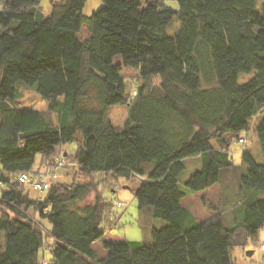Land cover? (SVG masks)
Segmentation results:
<instances>
[{
    "label": "trees",
    "instance_id": "trees-1",
    "mask_svg": "<svg viewBox=\"0 0 264 264\" xmlns=\"http://www.w3.org/2000/svg\"><path fill=\"white\" fill-rule=\"evenodd\" d=\"M5 1L0 264H234L232 248L256 242L264 226V161L243 152L240 201L231 208L230 223L223 213L199 222L182 200L220 184L224 171L239 167L228 135L254 133L264 156V2L257 11L259 0H177L174 10L164 0L145 6L141 0H102L85 15L87 0H51L47 16L41 0ZM175 16L181 26L172 35L167 28ZM126 69L140 76L130 92L122 75ZM253 71L251 79L239 82L241 74ZM21 83L48 101L55 123L21 104ZM115 105L129 107L122 127L110 119ZM73 141L75 181L54 180L44 198L32 199L16 177L26 172L34 178L37 154L49 170L56 149ZM196 156L201 167L183 188L185 160ZM147 164L151 169L134 195L141 209L152 207L166 225L154 228L151 240L104 241L108 253L99 258L93 244L107 230L102 225L109 221L110 202L100 189L108 180L87 203L98 187L90 177L145 176ZM29 208L51 224L49 250Z\"/></svg>",
    "mask_w": 264,
    "mask_h": 264
},
{
    "label": "rangeland",
    "instance_id": "rangeland-1",
    "mask_svg": "<svg viewBox=\"0 0 264 264\" xmlns=\"http://www.w3.org/2000/svg\"><path fill=\"white\" fill-rule=\"evenodd\" d=\"M3 1V0H1ZM5 1V0H4ZM3 1V2H4ZM62 1V0H61ZM169 5L174 7L178 6L176 0H168ZM264 0H259L257 3V11L262 8ZM41 9L45 15H49L52 10L51 0H41L40 3ZM102 6V0H87L83 13L85 15H91L93 12L97 11ZM1 7V5H0ZM39 7V6H38ZM40 8V7H39ZM5 9V7H4ZM257 18V17H256ZM257 22V20H255ZM181 26V21L177 16L173 19L172 23L169 25L168 31L170 33H176ZM88 31L86 26H83L80 38L85 40L88 37ZM121 59L120 56L116 57V60ZM126 82H128L127 91L130 92V89L136 85V80L139 79V74L136 70L127 69L122 73ZM255 75V71L251 73H243L239 76V82L244 83L251 79ZM154 83H158V80L155 79ZM19 90L21 92L22 98L20 99L21 104L26 108H34L45 113L48 119L55 123L57 114L49 109V103L46 99H43L41 95L37 92L34 86H29L26 84H20ZM127 92V93H128ZM129 94V93H128ZM93 95V94H92ZM91 95V96H92ZM94 96V95H93ZM129 107L127 105H115L112 106L109 114L110 119L113 124L117 127H122L125 124V121L128 117ZM243 139V140H242ZM228 144L230 146L231 155L233 161L239 165L236 169L229 171H224L222 174V182L216 184L214 187L210 188L209 191L204 193H194L188 194L184 198V205L190 206L193 210V215L196 217L197 221L202 222L209 220L211 217L217 215L218 213H223L227 223H230L232 219V207H235L240 201L239 197V187H238V176L245 167L243 164V152L245 150L252 153L254 158L257 161H264L263 153L259 147V143L256 135L253 133L248 135L241 136V138H236L233 135L227 136ZM77 148V143L75 141L68 143L66 147L61 145L56 149V154H63V152L69 150L67 153V158L65 165L60 167L65 169L68 172L67 181H57L61 184H72L76 178V167L73 164V157L75 149ZM58 155V156H59ZM58 158V157H57ZM57 160V159H56ZM39 158H37V162ZM186 169L182 172L180 176L181 186L185 188L184 182L190 178V176L201 167V159L188 158L185 160ZM42 166L46 167V164L42 162ZM53 166H56V162ZM43 168V167H41ZM51 168V167H48ZM146 174L143 176L145 179L148 176V172L151 169V165H145ZM39 172V171H38ZM34 175V179L41 178L47 180L48 172L43 176L42 173ZM35 173V172H34ZM100 173L95 175V177H90L92 182H98V187H95L93 191L86 198L87 203H92L95 201L98 193H102L103 197L110 202V214L108 215L109 221L107 219L103 222V227H105L106 234L102 239L98 240L94 244V249L97 251L99 258L106 257L108 251L104 247V241H122L124 239L128 240H151L152 231L154 228H161L166 225V221L161 218H155L152 215V207H147L141 209L138 205V200L134 195V189L142 181L138 176H133L132 178L127 177H116L112 174L97 172ZM104 178H107V182H104ZM83 180H86L83 178ZM103 181V182H102ZM100 182H102L101 189L99 187ZM100 189V192H99ZM208 190V189H207ZM39 197L44 198L46 192L37 191ZM35 196V195H33ZM232 198V200H231ZM123 203L122 206H118V202ZM1 213V212H0ZM28 216L34 221L42 226L48 240L46 249L50 248V244H53V241L50 237L49 231V222L47 219L43 218L39 212H36L34 208H29L26 212ZM264 242V226L261 228L258 240L254 242L252 239L249 240L248 246L243 248L242 246H235L231 250V256L234 261V264H264V251H260V244ZM253 250L252 255H248L247 251ZM46 256H49V252H45ZM46 257L41 259L42 263H46Z\"/></svg>",
    "mask_w": 264,
    "mask_h": 264
},
{
    "label": "built area",
    "instance_id": "built-area-1",
    "mask_svg": "<svg viewBox=\"0 0 264 264\" xmlns=\"http://www.w3.org/2000/svg\"><path fill=\"white\" fill-rule=\"evenodd\" d=\"M3 1L0 0V5H1L0 13L4 10V7H6V1H4V2ZM65 161H66V157L63 154L58 156V158L56 160V166H53V167L51 166V168H49V170L47 171L48 172L47 180H44L41 178H36V179L32 180V176L26 172L19 174L16 177V180L18 183H20L24 186L26 184H28L29 182H31L32 186L34 187L35 190H37L39 192H46L50 188L52 181H54L58 177L60 167H62L63 165L66 164ZM135 176H138L139 179H141V180L145 179L143 176H140L138 174H135ZM122 205H123V203L121 201H119L118 206H122ZM259 250L264 251V242H262L260 244Z\"/></svg>",
    "mask_w": 264,
    "mask_h": 264
},
{
    "label": "crops",
    "instance_id": "crops-1",
    "mask_svg": "<svg viewBox=\"0 0 264 264\" xmlns=\"http://www.w3.org/2000/svg\"><path fill=\"white\" fill-rule=\"evenodd\" d=\"M142 1V3H143V6H145L147 3H148V1L149 0H141ZM177 1V0H176ZM164 2H165V4L167 5V6H169V7H171V8H173L172 6H170L169 5V2H168V0H164ZM177 3H178V1H177ZM174 10H178L179 9V3H178V6L177 7H174L173 8ZM168 29H169V27L167 28V32L169 33V34H175V33H170L169 31H168ZM119 61H121V59H119V60H116V62H119ZM127 70V69H126ZM66 145L67 144H63V145H61L62 147H66ZM75 151V150H74ZM69 154L70 152H69V150H67V151H65V152H63V155L65 156V157H67V153ZM37 158H39V161L37 162ZM191 158H195V159H200V157H198V156H196V157H191ZM42 155L41 154H37V156H36V159H35V164H34V172L36 173V172H40V173H42L43 174V176L46 174V172L48 171L47 169H46V167H44V166H42ZM41 167H43V168H41ZM38 172V173H39ZM31 176H32V174H31ZM33 177V176H32ZM68 177V172H67V170L65 171V169H61V170H59V175H58V177L55 179V181H67L66 180V178ZM34 178H32V180H33ZM215 186V185H214ZM214 186H212V187H214ZM211 187V188H212ZM210 189V188H209ZM209 189L208 190H203V191H199V192H194V193H204V192H206V191H209ZM25 190H26V192H28L29 194H30V196H31V198L32 199H34L35 197H37L38 196V194H37V192H36V190L34 189V187L32 186V183L31 182H29L28 184H26L25 185ZM194 193H191V194H194ZM33 195H35V196H33ZM182 203H183V205H184V199L182 200ZM185 206V205H184ZM187 208H189L190 210H191V212L192 213H194L193 212V210H192V208L190 207V206H186ZM51 224L49 223V231H51ZM106 234V233H105ZM51 237V236H50ZM51 239H52V241H53V243H54V239L51 237ZM95 244V243H94ZM94 244H93V247H94Z\"/></svg>",
    "mask_w": 264,
    "mask_h": 264
},
{
    "label": "water",
    "instance_id": "water-1",
    "mask_svg": "<svg viewBox=\"0 0 264 264\" xmlns=\"http://www.w3.org/2000/svg\"><path fill=\"white\" fill-rule=\"evenodd\" d=\"M253 253H254L253 250H248V251H247V254H248V255H252Z\"/></svg>",
    "mask_w": 264,
    "mask_h": 264
}]
</instances>
